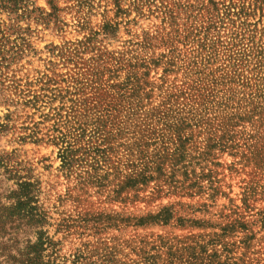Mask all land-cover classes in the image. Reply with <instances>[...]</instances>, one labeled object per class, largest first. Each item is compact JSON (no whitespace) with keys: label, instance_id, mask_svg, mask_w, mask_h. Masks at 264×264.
Returning a JSON list of instances; mask_svg holds the SVG:
<instances>
[{"label":"trees","instance_id":"1","mask_svg":"<svg viewBox=\"0 0 264 264\" xmlns=\"http://www.w3.org/2000/svg\"><path fill=\"white\" fill-rule=\"evenodd\" d=\"M152 1L130 0V6L141 14L143 6L151 11ZM47 4L50 12L38 7L36 0H0V16L6 15L0 17V70L26 50L33 51L27 37L32 32L28 21L60 22L54 0ZM204 8L210 18L204 30L198 31V39L203 36L200 49L192 51L183 68V80L175 84L177 92L164 76L158 78L160 84L148 80L150 67L145 61L115 55L103 61L104 52H99L91 58L95 67H77L70 91L55 94L51 89L48 94L44 83L39 90L30 89L27 83L17 100H0L6 106V113L0 116V133L11 129L9 105L31 106L44 121L51 122L45 137L58 148L59 170L65 177L74 176L75 187L85 194L94 188V193H105L108 200L124 202L138 198L152 183L151 199L158 194L198 196L204 201L197 207L175 201L133 215L115 210L85 212L84 227L91 221L93 228H99L97 232L120 226L167 225L201 231L176 240L157 235L158 243L140 240L138 258L130 262L118 257L120 243L108 246L104 242L98 249L86 243L69 258L61 256L60 240L48 230L53 223L40 201V182L17 160L15 150L1 149L0 264H252L243 256L236 257L234 249L236 242L249 248L257 234L264 236V211L245 214L252 208L249 200L256 193V182H245L242 206L231 203L229 212L213 213L216 220L206 215L216 199L226 195L216 178L215 167L222 166L215 161L216 152L238 156L239 163L251 167L252 173L264 174V0L249 5L209 0ZM257 11L259 20L250 22ZM160 12L163 19L168 15L172 21L170 10L162 6ZM117 26L105 23L101 33L105 38L114 37ZM210 31L215 36H209ZM175 32L178 34V28ZM91 41L89 37L78 41L68 51L76 56ZM165 41L169 44L174 38ZM214 43L221 46L220 52L212 48ZM221 56L223 62L213 66ZM165 65L164 73L174 71L170 68L173 62ZM118 71L125 72L123 81L102 84L105 73L118 77ZM4 82L0 80V95L9 87ZM11 84L18 86L17 80ZM57 98L60 104L52 106ZM46 106L48 111L43 112ZM25 139L40 142L42 138L32 130L21 137ZM260 193L264 194V184ZM76 222L62 220L54 233ZM234 237L239 239L232 241Z\"/></svg>","mask_w":264,"mask_h":264},{"label":"rangeland","instance_id":"2","mask_svg":"<svg viewBox=\"0 0 264 264\" xmlns=\"http://www.w3.org/2000/svg\"><path fill=\"white\" fill-rule=\"evenodd\" d=\"M214 1L222 4V1L227 3L229 0ZM235 1H245L246 5L254 2V0ZM54 2L59 8L57 15L60 22L55 25L50 21L48 25H45L36 23L34 20L28 21L32 32L27 37L33 51L26 50L21 58L1 68L0 80L4 79V84L9 87L1 92L0 100L8 98L17 100L20 88L25 89L29 86L32 90H39L43 83L44 86H48L46 91L48 94L51 89L55 90L53 91L55 94L63 93L65 90L70 91L74 85L77 67L87 65L95 67L91 58L99 52H104L103 61L113 55L122 57L124 60L131 59L132 62L145 61L150 67L148 80L160 84L158 78L164 76L166 84H173V90L177 92L176 85L183 80V68L192 57V51L200 49L199 42L203 36L200 35L198 39V31L204 30L203 26H206L210 18V14L207 13L209 10L204 8L209 6V0H154L149 2L151 11H148V5L143 6L141 14L130 6V0H54ZM36 5L46 12L51 11L47 0H36ZM161 5L165 11H171L172 21L168 19L170 18L168 15L163 19L160 12ZM0 17L5 19L6 15L1 14ZM259 17L260 12L257 11L255 15L249 17V21L255 22L259 20ZM105 23L118 24L114 37L105 38L101 33ZM21 24L26 25L24 22ZM176 28H178V34L175 32ZM94 32L98 34L94 35ZM208 35L215 36V33L210 31ZM88 37L92 38V41L87 49L76 56L69 53L68 50H71L76 42L84 41ZM170 38H174V41L166 44L165 40ZM221 38H224L223 32H221ZM171 48H174L172 52ZM212 48L219 52L221 50L218 43L212 44ZM69 57L72 61L68 59ZM155 61L158 63L154 64ZM165 62H173L174 67L170 68L174 71L164 73L167 67ZM221 62H223V57L213 66ZM102 66L100 62L99 68ZM117 74L118 77H112L110 73H105L102 84L106 81L110 83L123 81L125 72L118 71ZM14 80H17L18 86L11 84ZM27 83H29L28 86ZM88 90L87 88L86 91ZM159 100V98H153L155 102ZM59 104L57 98L52 106ZM8 108L12 113L9 123L11 129L0 133V150H15L17 160L22 161L25 167L30 169L33 177L40 182V201L51 216L50 221L53 223L48 230L60 240L61 256L69 258L76 250H82L86 243L89 248L95 249H98L104 242L108 246L120 243L118 257L122 262H130L138 258L137 247L141 245L140 240L158 243L157 235L167 239L174 237L176 240L190 233L201 231L167 225L120 226L97 232L99 228H93L91 221L87 222L84 227L85 223L82 219L85 212L115 210L122 214L133 215L153 211L158 206L175 201H181L194 207L204 201L198 196L189 198L161 195L157 197L158 194H154L151 199L149 195L152 183L145 191H140L136 199L132 198V194H127L132 200L127 199L124 202L108 200L105 198V193L102 195L94 193V188H88V193L85 194L75 187L74 176L65 177L59 170L58 148L45 137L51 122L44 121L40 112L31 106L18 104L9 105ZM42 111L47 112L48 107L46 106ZM4 113H6V106L0 104V116ZM32 130L38 132V138H42L40 142H33L30 139L21 140V137L26 136ZM216 155L215 161L222 164L220 167H215L216 178L219 179L221 190L226 195L216 199L215 206L209 209L206 217L216 220V217L212 216L213 213L229 212L228 208L231 203L242 206L243 187L245 182L250 180L256 182L257 189L252 199L249 200L252 208L245 214L253 216L258 211H264V194L260 193L261 186L264 184V174L252 173L251 167L243 166L239 163L240 157L232 156L229 152H216ZM241 210H244V207ZM196 216L202 215L196 213ZM251 219L255 218L251 217ZM62 220H76L77 222L68 229L60 227L62 229L54 233L58 229L57 223ZM259 234L262 235V233ZM259 234L251 242L249 248L236 242L235 256H243L245 261H251L252 264H264V236L260 237ZM238 239L239 237H234L232 241Z\"/></svg>","mask_w":264,"mask_h":264}]
</instances>
